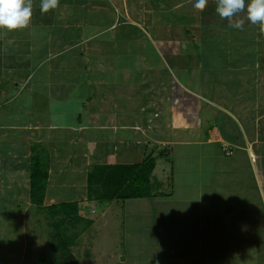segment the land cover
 Instances as JSON below:
<instances>
[{"label": "crops", "instance_id": "1", "mask_svg": "<svg viewBox=\"0 0 264 264\" xmlns=\"http://www.w3.org/2000/svg\"><path fill=\"white\" fill-rule=\"evenodd\" d=\"M26 2L28 26L0 30V214L46 212L32 167L47 172L43 206L76 202L91 218L93 205L142 199L89 196L95 167L153 159L152 186L165 157L170 191L143 199L169 205L166 220L130 262L264 264V26L241 11L232 27L217 0Z\"/></svg>", "mask_w": 264, "mask_h": 264}, {"label": "rangeland", "instance_id": "2", "mask_svg": "<svg viewBox=\"0 0 264 264\" xmlns=\"http://www.w3.org/2000/svg\"><path fill=\"white\" fill-rule=\"evenodd\" d=\"M165 160V157L160 159V164L152 177V193L170 191L171 179L167 174L170 168H166V165L168 167L169 165L165 164ZM175 195L176 198L172 201L181 197L179 193ZM160 198L158 197L157 200ZM3 202L0 200V211L5 209ZM170 204L172 206L169 212L174 215L172 209L176 210L180 206L176 202ZM8 208L10 212L7 215L0 214V243L3 245L0 248V255L4 257L2 260L7 259L1 264H40L37 259L43 255L48 259L51 258L53 253L49 242L53 219L46 212H28L29 209L21 210L13 203H8ZM92 208L95 212L90 214V219L93 220L91 225L86 226L84 230V225L87 223L81 222L75 230H72V233L76 232L78 235L77 243L72 248L75 257L82 264H133L130 258L136 254H131L134 253L132 245L138 238H142L144 243L150 242L149 223L155 226L166 220L165 213L169 205L166 207L167 211L157 210L154 200L142 198L105 202L104 205L97 204ZM190 208L194 206L191 205L184 211ZM142 210H148L149 216H146V212ZM175 218L179 222L180 218Z\"/></svg>", "mask_w": 264, "mask_h": 264}, {"label": "trees", "instance_id": "3", "mask_svg": "<svg viewBox=\"0 0 264 264\" xmlns=\"http://www.w3.org/2000/svg\"><path fill=\"white\" fill-rule=\"evenodd\" d=\"M153 169V159L149 158L141 165L133 167H95L89 175V196H93L99 202L110 201L113 198L151 197L150 175ZM46 185L47 172L32 167L31 202L40 209L46 210L54 221L49 242L53 255L49 259L43 255L37 261L40 264H82L73 254L72 248L77 243L78 235L76 232L72 233V230H75L81 222L87 223L84 225L86 230V226L91 225L92 219L82 214L76 202L43 206Z\"/></svg>", "mask_w": 264, "mask_h": 264}, {"label": "clouds", "instance_id": "4", "mask_svg": "<svg viewBox=\"0 0 264 264\" xmlns=\"http://www.w3.org/2000/svg\"><path fill=\"white\" fill-rule=\"evenodd\" d=\"M57 0H41V12H47L56 6ZM207 0H195L194 7L205 8ZM241 11H246L247 20L252 24L264 26V0H217L216 12L221 19L228 18L229 23L236 29L243 27V21L232 22L231 18ZM32 11L26 0H0V30H18L28 26Z\"/></svg>", "mask_w": 264, "mask_h": 264}]
</instances>
